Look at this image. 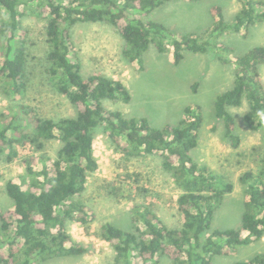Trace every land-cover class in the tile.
Segmentation results:
<instances>
[{
    "label": "trees",
    "instance_id": "16d2710c",
    "mask_svg": "<svg viewBox=\"0 0 264 264\" xmlns=\"http://www.w3.org/2000/svg\"><path fill=\"white\" fill-rule=\"evenodd\" d=\"M171 1L0 0V93L11 103L8 112H0V160L11 163L19 158L18 146L32 150L21 158L25 172L20 182L8 179L4 184L11 207L0 205V264H41L87 250L67 232L66 223L70 220L87 226L95 219L84 194L88 175L98 167L93 140L99 130L126 157H160L162 168L181 191L176 200L179 226L167 225L154 206L144 201H134L130 229L112 222L100 225L98 235L114 250L110 264H157L160 257L172 264H212L214 256L228 255L264 237V157L258 171L246 170L239 177L241 226L213 229V215L234 184L208 165L196 162L191 154L204 121L201 106H186L177 124L154 127L146 117H131L106 107L107 103L131 100L122 81L102 73L83 77L80 72L71 30L83 22L114 26L123 41L122 56L141 69L150 46L159 53H169L175 65L186 51L213 52L224 65L232 66L231 87L214 99V116L223 122L227 137L236 147L239 137L230 108L241 106L244 100L248 103L243 116L246 125L251 130L264 129L260 79L264 46L230 56L233 47L220 40L224 34L247 32L254 24L264 22V0H237L240 8L231 21H227L221 6L212 5L214 20L208 30L181 35L145 18ZM27 15L45 21L47 49L41 74L53 93L76 107L74 116H47L26 101L30 93L36 94L31 86L34 81L23 27ZM221 52H228L230 57H223ZM52 141L59 142L53 159L46 152L47 143ZM136 189L143 196L150 193L144 187ZM233 264H264V252Z\"/></svg>",
    "mask_w": 264,
    "mask_h": 264
},
{
    "label": "rangeland",
    "instance_id": "374dc122",
    "mask_svg": "<svg viewBox=\"0 0 264 264\" xmlns=\"http://www.w3.org/2000/svg\"><path fill=\"white\" fill-rule=\"evenodd\" d=\"M212 5L223 8L227 21H231L240 8L237 0H202L197 3L174 0L158 7L145 18L163 23L177 35L203 33L213 24ZM44 25L41 17L27 15L23 18L29 69L34 81L31 86L36 92L33 96L30 93L26 101L47 116H74L76 107L64 96L53 93L41 74L47 49ZM71 38L83 77L102 73L127 86L131 100L107 103V108L118 109L131 117H146L152 126L161 127L166 123L177 124L186 106H201L204 121L198 144L191 154L196 162L208 165L234 184L233 191L216 209L211 227L238 229L243 212L239 177L246 170L256 172L263 166L264 129L251 130L244 122L243 116L248 110L246 100L241 106L230 108L236 120L235 133L239 137L236 147L227 137L223 122L215 118L214 99L217 93L231 87L232 66L224 65L213 52L195 54L188 51L175 65L169 53H159L150 46L145 52V63L141 69L137 63L129 62L122 56L123 41L115 27L102 22L75 24ZM220 40L233 47L230 56L242 54L255 46H264V22L254 24L247 32L224 34ZM220 55L230 57L228 52H221ZM260 79L264 92V64L260 67ZM41 94H44L42 98ZM9 105L7 96L0 93V112H8ZM58 147V141L47 143L46 152L51 159L55 158ZM18 150L20 157L13 162L0 160V205L5 209L11 207V201L5 194L4 184L8 179L20 182V176L25 172L21 158L32 154L31 148L26 145L18 146ZM93 150L98 167L88 175L84 196L95 212V219L87 226L70 220L66 223L67 232L87 250L78 256L53 258L41 264H110L114 250L111 243L98 235V228L104 222H112L130 229V210L134 201L152 204L171 227L179 226L181 222L176 204L181 191L162 168L160 157H126L101 130L95 134ZM137 187L147 188L150 193L143 196ZM262 252L264 237L250 245L239 246L228 255L214 256L212 264L246 261ZM157 264L172 263L168 258L160 257Z\"/></svg>",
    "mask_w": 264,
    "mask_h": 264
}]
</instances>
